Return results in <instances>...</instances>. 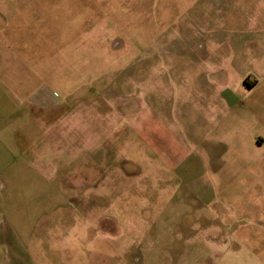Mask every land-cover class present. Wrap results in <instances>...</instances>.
<instances>
[{"label":"rangeland","instance_id":"1","mask_svg":"<svg viewBox=\"0 0 264 264\" xmlns=\"http://www.w3.org/2000/svg\"><path fill=\"white\" fill-rule=\"evenodd\" d=\"M0 52V110L61 102L0 175V264H264V0H0Z\"/></svg>","mask_w":264,"mask_h":264},{"label":"crops","instance_id":"2","mask_svg":"<svg viewBox=\"0 0 264 264\" xmlns=\"http://www.w3.org/2000/svg\"><path fill=\"white\" fill-rule=\"evenodd\" d=\"M6 37H10V33L6 35ZM2 59V52H0V63ZM12 63V62H10ZM11 69L9 66L5 67L6 72H3V70L0 69V84L1 85H6L9 86L10 83V74L11 72L9 71ZM4 70V71H5ZM43 70V69H42ZM1 101V97H0ZM61 102H52L50 103L48 99L46 98L45 94L42 91H36L32 92L28 100L23 103L22 107L23 110H17V109H7L6 111L0 110V120L2 117H5L7 120L5 122V129L2 128L1 122H0V136L1 134L7 135V142L5 143V147H3L10 156V159H7L6 164L4 165L5 168L2 166V161H0V175L3 173H6L7 168H9L10 164L12 163L13 160L16 159L17 157V151L19 150H26L30 146V143L32 141V133L33 127L34 126V118L38 117L41 119H49L50 117H54L55 112H56V107H59ZM52 114V116H51ZM25 122V123H24ZM27 124V125H26ZM32 127V132L29 136V138L26 135V130L28 127ZM37 129H40L38 132L43 133V126L41 125H36ZM25 133L24 135L19 136V133ZM1 140V139H0ZM0 143H3L0 141ZM2 150L0 146V151ZM13 156V157H12ZM1 159V157H0ZM183 158H181L182 160ZM169 160V159H168ZM179 160V162L181 161ZM195 161V160H194ZM209 166V165H208ZM3 167V168H2ZM10 176V171L9 173L7 172ZM1 232H0V247H1ZM2 260V255H1V249H0V263Z\"/></svg>","mask_w":264,"mask_h":264}]
</instances>
